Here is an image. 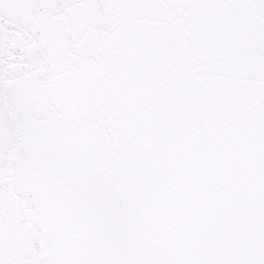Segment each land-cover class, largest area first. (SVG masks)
<instances>
[{"label":"snow or ice","instance_id":"6c2138e0","mask_svg":"<svg viewBox=\"0 0 264 264\" xmlns=\"http://www.w3.org/2000/svg\"><path fill=\"white\" fill-rule=\"evenodd\" d=\"M0 264H264V0H0Z\"/></svg>","mask_w":264,"mask_h":264}]
</instances>
